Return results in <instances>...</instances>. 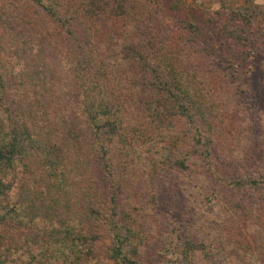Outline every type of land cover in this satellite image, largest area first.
Listing matches in <instances>:
<instances>
[{
    "label": "trees",
    "instance_id": "obj_1",
    "mask_svg": "<svg viewBox=\"0 0 264 264\" xmlns=\"http://www.w3.org/2000/svg\"><path fill=\"white\" fill-rule=\"evenodd\" d=\"M215 20L234 46L264 56L246 13ZM171 27L153 0H0V264H264L253 247L264 173L225 175L215 160L264 141V119L243 108L255 81L201 46L196 25ZM153 139L177 168L204 164L216 207L194 204L174 224L156 203L129 201L133 148ZM236 191L246 197L231 203H243L239 223L227 211L216 220ZM222 231L233 244L217 245Z\"/></svg>",
    "mask_w": 264,
    "mask_h": 264
},
{
    "label": "rangeland",
    "instance_id": "obj_2",
    "mask_svg": "<svg viewBox=\"0 0 264 264\" xmlns=\"http://www.w3.org/2000/svg\"><path fill=\"white\" fill-rule=\"evenodd\" d=\"M153 6L161 17L172 26L171 28H177L183 21H188L196 25L198 27L197 34L199 33L196 39L201 46L206 48L215 47L222 56L224 63L227 62L225 61L226 59L230 60L233 65L239 66L242 72L248 73L253 77L257 95L255 96L253 92H249L250 94H247V99L245 101L246 106L243 108H246L248 113H252L253 115L259 116L260 119H264V85L262 83L264 82V56L261 57L255 52H250L252 50L248 51L246 48L239 49L234 46L231 38L224 37L221 34V23L215 20L220 12H244L254 23V26H251V28L257 29L256 34L263 37L262 40H264V0H153ZM255 39L260 40L257 37ZM255 43H259L257 49L264 54V43ZM221 66H223V68L225 67L222 70L227 74L229 71L228 63ZM216 67L220 68L218 65H216ZM233 117L237 119L235 113ZM262 132L264 133L262 123L257 124V135L260 136ZM153 142L154 143L151 144L149 142L147 144H141L133 148L134 162L131 161V164L134 163L135 172L129 181V190H127L125 195L129 201L139 198L140 202H145L144 204L147 202L150 208L156 203L155 211L157 217H159V219L162 217L168 220V222L174 221V224L183 220L187 215H196L197 211H194V204L201 203L203 207L210 204L216 207L214 193L203 189L205 187L204 181L208 183L215 180L210 171L205 170L204 164L197 165L194 163L195 161H193L192 163H188V169L177 168L175 167L176 164L174 161L168 158L169 150L161 147L160 143H162V139H159L158 143L153 139ZM235 145L239 146L237 143ZM242 147L245 146L242 145ZM89 152L92 153L91 151ZM215 160L225 175L228 173L231 175L234 173H244V175L249 173H264V141L261 140L258 146L255 147V150L252 152L249 151L248 155L238 154V150L233 147H230V149L217 150L215 152ZM167 170H170L172 173H169L168 177H165L164 173ZM195 170H197L199 174L195 173V175H191L190 172ZM95 171L100 177L105 176L97 167L94 172ZM136 177L138 179H136V184L132 188L130 183H132ZM85 178L87 179V177L84 176L83 179L85 180ZM196 179H201V181L196 182ZM103 185L107 187L110 183H108L106 179ZM190 186H192V188ZM226 186L229 187V185L226 184L221 187L223 189L221 191L224 193H227L228 190ZM195 187L199 189V192L196 191ZM200 191L203 193H201L204 196L203 200L199 198ZM222 195L223 194H221V196ZM229 198L233 200L228 202L227 200H229ZM221 199V201H223L222 203L226 205V209L224 210L225 212L219 214L216 220L226 222L225 213L227 211L232 215L230 219L233 224L239 223L238 220H241L240 217H242L243 203H239L237 207L233 206V209L231 203H234L236 200H245L246 197L243 196L242 193L236 191L234 197L226 196L221 197ZM140 207L142 206L140 205ZM138 212L139 210L137 209L136 213ZM209 212L212 218L209 224L214 226L212 214L216 213V209H210ZM199 216L200 222H204L206 216L204 214H199ZM257 221H259V219H257ZM204 228V225H197L198 231ZM8 230L7 234H12V230H10V232ZM260 230H263L262 234H260ZM100 231L102 234L105 233V230ZM255 236L258 238L261 236L262 247L258 245L257 248L253 243V247L258 249V253H261V249L264 248V223H262L261 229L259 226L255 229ZM233 241L230 235L224 236V232L222 231L220 241L217 242V245L221 246L224 243L229 246V244H233ZM99 244L102 246L110 245V240L103 239ZM262 253L264 255V250ZM145 254L144 251V258ZM148 254H151L150 251ZM262 263H264V261H262Z\"/></svg>",
    "mask_w": 264,
    "mask_h": 264
}]
</instances>
